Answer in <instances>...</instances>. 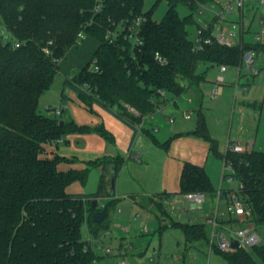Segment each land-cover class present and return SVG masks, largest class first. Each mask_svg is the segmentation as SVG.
I'll return each mask as SVG.
<instances>
[{"label": "trees", "instance_id": "16d2710c", "mask_svg": "<svg viewBox=\"0 0 264 264\" xmlns=\"http://www.w3.org/2000/svg\"><path fill=\"white\" fill-rule=\"evenodd\" d=\"M144 1L104 0L102 10L94 12L93 0H0V20L20 42V47L15 48L0 39V264H93L100 258L92 249L84 251L87 241L82 239L81 229L86 223L92 235L101 232L102 222L93 220L98 205L92 208L91 204L105 195L112 196L106 173L112 166L116 177L123 160L91 162L93 167L102 166L98 190L93 194L68 193L67 187L73 182H85L87 169L59 171L60 157H46V147L61 139L66 128L76 132L91 129L73 122L61 126V119L45 116L38 109L41 95L52 87L60 60L76 44L80 31L94 38L99 46L87 65L72 80L66 79V84L88 105L99 103L135 132L141 118L130 113L126 106L142 116H151L162 104L159 91L178 98L206 81L208 66H239L245 50L264 52V46L258 44L243 48L212 44L202 52L194 51L189 38V26L195 24L193 13L182 18L177 6L181 2L195 11L199 4L212 0H167L168 10L161 21L153 20L151 12L143 11ZM139 15L147 19L140 47L132 48L122 36L113 43L109 41V29ZM49 41L53 45L49 47L50 53H46ZM156 53L168 63L160 64L155 59ZM93 61L98 72L90 69ZM65 96L63 91V99ZM93 131L109 136L102 126ZM194 132L217 153L218 142L211 138L202 113ZM152 140L161 145L153 136ZM226 161L234 167L239 190L252 209L251 220L256 229L264 227V152L255 149L247 153L227 152ZM193 192L217 191L203 166L185 162L180 193ZM117 202L113 199L106 203L107 213ZM175 226L182 229L190 244L209 242L206 224ZM221 253L231 264H264L262 241L249 249Z\"/></svg>", "mask_w": 264, "mask_h": 264}, {"label": "rangeland", "instance_id": "374dc122", "mask_svg": "<svg viewBox=\"0 0 264 264\" xmlns=\"http://www.w3.org/2000/svg\"><path fill=\"white\" fill-rule=\"evenodd\" d=\"M224 2L225 0H215ZM213 1L206 3L207 6H210ZM246 10L244 16V24L246 29L245 40L251 41L253 34L261 30V25L259 24V20L261 16L264 15V7L256 8V4L253 1L246 2ZM249 7H253V10H248ZM168 10V1L167 0H145L143 5L144 12H151L152 18L155 21H161L165 16ZM177 10L179 15L183 18L191 13H193V17L195 20V24L189 26V38L191 40L196 36L198 23L197 20L205 21L210 20L212 15L208 13L199 14L198 9L192 10L188 5L179 2L177 6ZM93 44V46L97 45V41L94 38H88L85 42H83L79 47H73L69 50L66 57L63 58L60 63L59 70L55 76L53 87L49 90L45 91L39 101V112L45 116L56 117L61 120H74L78 125L88 127L91 129L89 132H76L69 131L67 128L64 130V136L61 138L63 141L59 144V147L56 148L54 144L53 149L57 150L61 155L67 156V158H74L79 162L85 164L87 169V179L85 182L75 181L74 185H79L82 187L85 192H94L97 190L98 178L99 174L97 169L90 167L88 161L86 159H82L80 155L76 153L75 148V138L78 135H89L93 132V129L100 126L98 122H102L101 117H99L94 108L91 109L84 99L80 97L79 94L75 93V100L69 101V98H65V102L67 104H73V112L71 109H66L64 116H55L51 110L48 109L47 106H58L59 103L57 101V94L61 93L62 84L64 78L67 74L71 73L74 77L86 64L87 61L91 60V53L87 45ZM84 64V65H83ZM207 68V66H203ZM239 66H229V70L227 72V81L225 85H223V94L217 99L213 100L208 95L210 90V82L216 78L217 72L219 70L218 66H208V82H206L203 86L204 95L197 100L192 93L185 92L180 97L176 98L172 95H168V100L173 101L177 99L178 106L174 104H169L162 111H157L155 114L148 116V120L151 122L149 124H154L155 126H159L161 128V132L169 129H174L175 132L180 133L181 137L184 139H191L196 143V150L198 151L197 158L202 156L201 165L205 168L208 176L210 177L212 186L215 191H219L222 189H238L240 182L237 178H233L231 182L227 179L223 180L224 173V155L226 153V144L228 140L236 142V140L240 141V144L243 145L244 142L247 144H251L254 142L255 150L262 148L264 150V72L260 73L253 80L252 78H247L248 75L245 70L242 71L243 75L241 79H239L240 90L236 91L235 86L237 82V71ZM249 83V84H248ZM244 85H247V90L243 91ZM70 89L69 87L65 88V91ZM53 90L55 91V95H53ZM56 97V98H55ZM194 99L193 103H189V99ZM64 102V103H65ZM95 105V104H93ZM62 106H66L62 104ZM202 108V113L205 116V120L208 126L209 134L213 140L218 142V150L217 153L211 151L206 152V155H203V151L205 148V143L207 141L197 134H195V129L198 121L197 111L199 108ZM195 111L194 115L191 119H184L185 111ZM169 116H173L175 122H169ZM83 123V124H81ZM152 125V126H154ZM248 128V133L245 132V129ZM188 132H192V134H188ZM154 133V132H153ZM88 137V136H87ZM91 139V136L88 137ZM244 140V142H242ZM89 149H92L91 142L89 141ZM63 143V144H62ZM208 144V143H207ZM171 144H169V148ZM80 148V147H79ZM158 148V147H157ZM164 149L165 150H169ZM156 149V148H155ZM157 151H159L157 149ZM196 151V152H197ZM158 153V154H157ZM163 153L161 151L153 153V164L152 168L147 174H151L154 176L151 182L155 181V177L159 175L162 171L163 166V157L160 155ZM165 154V153H163ZM102 163V162H100ZM141 165V164H138ZM65 172H70L74 169L70 164L65 165ZM227 170H231L227 168ZM227 173V171H226ZM151 177V176H150ZM149 177V178H150ZM148 180L145 182V185H148ZM72 183V184H73ZM160 184V183H159ZM158 182H155L154 185L150 186L153 190L159 189ZM157 186V187H156ZM149 188V186L145 187ZM135 189V187H134ZM150 189V188H149ZM217 204L216 194H206V202L200 206L202 210H199L200 214L206 215L209 214ZM180 205V208H179ZM188 201L183 200L182 197L178 196L168 203V215L166 216L167 222L171 220V218L176 219L177 213L181 210L182 206L188 207ZM122 207L123 213H118V207ZM119 203L112 205L108 210L107 218L101 223V232L99 233L100 241H98L99 249L96 251L97 255L100 257L99 260L95 261L93 264H117V260L115 258H110L105 255L104 248L105 247H113V244L116 243L115 236H119L120 230L115 227L116 222H123L126 217L132 212V219L135 214H139V221H143L147 224L149 230V234L139 235L140 239H143L145 243L153 238L152 242H156L157 246L159 245V241L162 243V252L168 255H164L168 259H172L173 254H180L181 248H178V245H181L183 240L178 237L181 235L179 230H168L166 231L161 239L158 234V225L159 220L155 215L156 210L152 213L151 210L145 209L139 205H137L134 209H129L127 204V198L123 197ZM97 210L101 208L100 203L96 207ZM162 209L161 205L158 207ZM220 208L224 210L223 201H221ZM160 210H157L159 213ZM90 214V212H89ZM131 216V215H130ZM136 223V221H134ZM124 224V223H123ZM129 225V224H128ZM238 228L243 227L242 225L237 226ZM142 229V228H141ZM258 233L261 237V241L264 242V227L258 228ZM110 232L111 235H107L106 233ZM180 233V234H179ZM81 235L83 240L89 239V229L87 224L84 223L81 229ZM151 236V237H150ZM94 237V235H93ZM92 237V238H93ZM196 246V243H194ZM158 250V248H157ZM131 259L127 258V260L131 264H140L136 261L134 256L130 255ZM202 261H197L195 264H230L228 260L224 257L221 252L216 250L209 251L208 249L201 253ZM185 264H193V259L189 256L186 260Z\"/></svg>", "mask_w": 264, "mask_h": 264}, {"label": "crops", "instance_id": "0c3cea01", "mask_svg": "<svg viewBox=\"0 0 264 264\" xmlns=\"http://www.w3.org/2000/svg\"><path fill=\"white\" fill-rule=\"evenodd\" d=\"M214 2H220V1L214 0ZM88 38H91V37H87L83 42H85ZM80 45H74L73 47L76 48V47H79ZM87 46L89 49H91L90 53L92 54L91 55V59H92L93 54L95 53V51L97 50L99 46V43L97 42L96 46H93V44L91 43ZM62 60L63 59L60 60V63L62 62ZM89 61H87L86 64L85 65L83 64V65L86 66ZM60 63H59V66H60ZM84 66H82V68ZM70 76H73V75L69 73L65 76L63 84H62V88H61V93L57 94V101L59 105L58 106H50V105L47 106L49 110L53 108H58V107L63 108V113L61 115H56L53 112L55 116H64V114L66 113L65 112L66 109H71L72 113H74L73 104L72 103L67 104L64 100L65 98H69V101L75 100L74 96L76 92L66 84V79ZM242 76L243 75H241V77ZM241 77L239 79H241ZM247 78H252L253 80L255 79V77H247ZM208 81L210 80H208V73H206V81L201 83L199 87L193 86L187 92L194 94L195 98L199 100V98H201L204 95L203 86H205L204 84ZM212 81L210 83H212ZM226 81H227V73H226ZM66 87H69L70 89L67 88V90L65 91ZM244 87L247 88V85H244ZM244 87L242 89L243 91H244ZM235 90L239 91L240 86H238L237 89L235 86ZM63 91L66 95L64 99L62 97ZM53 95H55L54 90H53ZM190 100L191 102L189 103L194 102L193 98L189 99V101ZM62 104H65L66 106H62ZM172 104H174L175 106L179 105L177 99H176V102ZM88 106L91 109L94 108L96 114L99 117H101L102 122H98V125L100 124V126L104 128V130L108 133L109 136L105 137L104 135H102L100 132H97V131H93L89 135H78V137L75 138V145L77 147L75 148L76 153L80 155L82 159H86L90 167L97 169L98 174H99L98 185H99L100 176L102 174V166L93 167L91 166V162H94V161L103 162L106 159L114 160L117 158L123 160V164L120 167L115 177L114 193L111 191L112 196L105 195L104 197L99 198L98 203H107L110 200L116 199L118 201L117 204L119 203V206H120L121 198L125 197L127 198L128 208L131 209V211L137 205L145 209L151 210L152 213L156 210L155 215L157 216L159 220L157 231H158L160 239H161V236H163V234H165L166 231L168 230H179L181 235L178 237H180L183 240L182 244L178 245V248H181L180 254L178 255L173 254V257L175 258L168 259L167 257L164 256L168 254H165L164 252H162L161 240L159 241L158 243L159 245L157 246L156 242H152L153 238L149 240L147 243H145L143 239L139 238V235H146V233L149 234L150 229L148 228V231L144 232L141 229L140 223L137 222L139 220L131 221L132 219H130V217H132V214H131L132 212H130L128 217H126L123 222L115 223V227L118 230H120V234L117 237L116 235H114L116 238L115 239L116 243L113 244V247L115 249H120L126 241H129V243L131 244V247L127 249L125 252H122V257L123 258L125 257L127 259L131 257L130 255H132L134 256L136 261L140 264H145L147 262V258L149 257V255L154 250H157V248L161 255L159 259V264H185L189 256L193 259V264H195L197 261H202V258L200 255L205 250L208 249L209 254H210V251L216 250V248H212L210 245V228L208 226L207 228L209 230V242L199 241V242H196V246H194V243L193 244L188 243L182 229L180 227L175 226V224H178V223L179 224L204 223L205 219L215 215V212L217 209L222 211V209L220 208L221 201H223L224 208L226 204V197L224 195L225 198L222 199L220 202H217L216 207L209 214L203 215L199 213V210H202L201 208L197 206H193L185 198V194L180 193V177H181L184 163L190 162L192 164L202 166L201 165V163L203 162L202 156H199V158H197L198 151L195 148L196 147L195 141H192L191 139L182 138L180 133L175 132L173 128L161 132L160 131L161 128H158L159 126L157 127L154 124H149L151 122L148 120V118L144 125V128L140 130L136 129L137 132H135V129L132 126L127 124L125 121L119 118L115 113L103 107L99 103H96V102L90 103ZM196 111H197V115H199L200 113H202V108L200 107ZM170 117L171 116H169V118ZM63 121L65 123L73 122L77 126H81L75 122V119L74 120L72 119L63 120ZM151 127H157L158 131L154 133L152 131L147 132L149 128ZM245 132L248 133V128L245 129ZM188 134H192V132H188ZM87 136L88 137L91 136V139H89ZM152 136L156 138L161 145H156L152 140ZM62 141L63 139H59L56 142L48 145L46 147L45 156L49 158H53L55 155H58L60 157V162L58 163L57 168L61 172H65L66 164H70V167L72 166L74 168L72 170H75V171H82L86 169L85 164H83L82 162H79L78 160L74 158H67V156L61 155L57 150L53 149L54 144L56 145V148H58L59 144ZM89 141H92L91 146L93 147L90 150H88L89 143H90ZM236 141L240 143L239 140H236ZM166 142H168L167 147H165ZM242 142H244V140H242ZM207 143L204 142L205 148L204 150H202L203 155L204 154L206 155V152L209 151L210 143L208 141ZM169 144H171L170 146L171 148H169ZM243 145L245 146L251 145L252 147L251 150L255 149L253 141L251 142L250 145L247 144V142H244ZM168 148L169 150L164 151V149H168ZM157 149L165 153V154L160 153V155L163 157V166H162L161 173L155 177L154 182H151L154 176H152L151 174L150 175L147 174V172H149L152 168L153 153L159 152L157 151ZM258 150L264 152L262 148H259ZM138 164H141V165H138ZM113 169L114 168L112 166H109V169L106 173V179L109 181H111L113 177ZM147 179H149L148 183H150L151 185H154L155 182H158V184L160 183L158 185L159 189L153 190L150 184L145 185V182L147 181ZM98 185H97V190H98ZM147 186H149L150 189L145 188ZM110 188L112 189L111 185L109 189ZM96 191L85 192V190H83L81 186L74 185V183L67 187V192L70 194H93ZM178 196L182 197L183 200L188 201L189 205L188 207L182 206L181 210L175 216L176 219L171 218V220L167 222L166 216L168 215V211H169L168 203L169 201H171L172 199ZM160 205L162 209L158 208L160 207ZM118 208H121V211L119 212L117 209V212L123 213L122 207L120 206ZM179 208H180V205H179ZM157 210H160L159 213H157ZM161 218L165 220V223L163 224L161 223ZM134 221H136V223H134ZM230 224H233V220ZM239 225L240 224L235 222L233 224V227H237Z\"/></svg>", "mask_w": 264, "mask_h": 264}, {"label": "built area", "instance_id": "2783aa9c", "mask_svg": "<svg viewBox=\"0 0 264 264\" xmlns=\"http://www.w3.org/2000/svg\"><path fill=\"white\" fill-rule=\"evenodd\" d=\"M94 1V12H100L103 8L104 0H93ZM253 1L256 4V8L264 7V0H225L224 2H213L210 6L206 4H199L198 12L199 14L208 13L212 15L210 20L200 21L197 20L198 28L196 36L192 40L193 49L197 52L204 51L206 46L217 44L227 48L240 47L243 48L246 45H260L264 46V15L261 16L259 24L261 25V30L253 34L251 41L245 40L246 29L244 24V16L246 8V2ZM253 7H249L248 10H253ZM146 17L144 15L135 16L132 19H128L115 25L113 30L109 29L107 33V38L111 43L115 41L118 36H122L125 41H127L132 48L140 47L143 44L142 37V27L146 22ZM87 38L84 31H80L77 35V40L75 45H80ZM0 39L2 43L8 44L12 43L15 48L20 47V42L12 35V33L6 27L4 21L0 20ZM53 45L52 41L47 43V48H45L46 53H50L49 47ZM155 59L162 65L167 64L168 61L160 53H156ZM264 67V52L257 51L254 48H249L245 50L241 56V62L237 71V83L236 89L239 86V78L243 70L246 71L248 77H256L263 72ZM218 72L216 78L211 83L209 90V96L213 100L219 99L223 94V85L226 83V73L229 70L228 65H218ZM90 69L95 72L99 71L98 66L95 62L90 65ZM72 80L73 77L67 78ZM84 89H88L87 86H83ZM244 87V91H246ZM168 93L165 91H159V98L162 101L161 106L158 107V112L175 101L168 100ZM191 102V100L189 101ZM164 103V104H163ZM126 109L133 115L141 118V123L137 125V129H143L147 121L146 116H142L136 109L130 106H126ZM56 115H61L63 113V108H53L50 109ZM195 111H185L183 116L184 119L189 120L194 115ZM171 123L174 122V118L171 116L169 118ZM149 131L157 132V127L149 128ZM251 145H242L238 141L228 140L226 144V153H247L251 150ZM225 153V154H226ZM230 168L231 170H227ZM227 171V173H226ZM225 180L229 182L235 178V170L232 163L229 161L224 162V173ZM223 179V180H224ZM240 186V184H239ZM226 197V204L224 210H216L215 215L204 220L203 224H206L210 228V245L212 248H216L223 253H233L237 248L233 247L234 241H239L241 244L240 248H252L261 242V237L255 227L252 219V209L248 204L247 200L241 195L238 189H220L216 192L217 202H220ZM185 198L193 205L200 207L206 202V194L202 192H193L185 194ZM99 205V203H98ZM101 208L98 211L105 210L106 203H100ZM121 211V208H118ZM108 216V215H107ZM139 214L133 216L134 220H139ZM233 220V224L237 222L243 227H233L230 224ZM140 226L144 232L148 231V226L143 221H140ZM161 223H165V220L161 218ZM110 235V232L106 233ZM89 239H87V244L84 246V251L89 249L95 252L99 249L98 241L101 238L94 236L89 232ZM93 237V238H92ZM131 247L129 241H126L120 249H115L112 247H105L104 253L110 258H115L117 264H130L129 261L122 257V252H125ZM160 252L154 250L145 264H159ZM175 258V257H174Z\"/></svg>", "mask_w": 264, "mask_h": 264}, {"label": "water", "instance_id": "95a60500", "mask_svg": "<svg viewBox=\"0 0 264 264\" xmlns=\"http://www.w3.org/2000/svg\"><path fill=\"white\" fill-rule=\"evenodd\" d=\"M64 124L65 123H64L63 120L60 121V125L61 126H63ZM113 173H114V171H113ZM114 185H115V177L113 175V177L111 179V187H112V192L113 193L115 191ZM97 205H98V199L93 200L92 204H91V207L95 208ZM107 215H108V213H107L106 210L96 211V212L93 213V220L96 223H101L107 218ZM232 245H233L234 248H237V249H239L241 247V244L239 243V241H234Z\"/></svg>", "mask_w": 264, "mask_h": 264}]
</instances>
